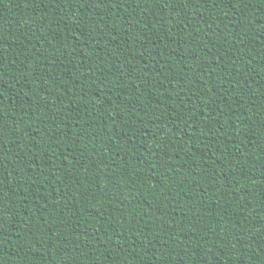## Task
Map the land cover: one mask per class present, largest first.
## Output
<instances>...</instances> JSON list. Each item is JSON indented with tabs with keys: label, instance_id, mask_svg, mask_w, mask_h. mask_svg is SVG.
<instances>
[{
	"label": "trees",
	"instance_id": "trees-1",
	"mask_svg": "<svg viewBox=\"0 0 264 264\" xmlns=\"http://www.w3.org/2000/svg\"><path fill=\"white\" fill-rule=\"evenodd\" d=\"M0 264H264V0H0Z\"/></svg>",
	"mask_w": 264,
	"mask_h": 264
}]
</instances>
